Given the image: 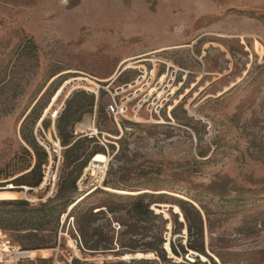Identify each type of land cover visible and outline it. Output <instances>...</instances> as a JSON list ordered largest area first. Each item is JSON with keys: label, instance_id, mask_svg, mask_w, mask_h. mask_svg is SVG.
<instances>
[{"label": "rangeland", "instance_id": "rangeland-1", "mask_svg": "<svg viewBox=\"0 0 264 264\" xmlns=\"http://www.w3.org/2000/svg\"><path fill=\"white\" fill-rule=\"evenodd\" d=\"M125 60L135 68L124 70ZM121 70L124 73L116 78ZM138 75L144 77L138 90L147 81L148 91L162 83L169 86L171 96L166 105H155L161 110L159 116L153 114V121L146 116L147 105L132 112L133 102L126 117L136 122H115L105 110L117 92L113 89ZM67 81L62 95L50 105ZM107 86L110 95L101 90L96 102L92 91ZM36 103L48 104L42 117L47 129L37 124L33 132L48 154V165L42 167V184L29 191L11 184L36 162L33 153L23 151L21 128ZM92 103L91 113L86 108L88 113L74 125L78 134L73 135L94 138L97 143L85 142L83 150L90 153L99 145L106 160L91 172L86 170L91 159L76 190L57 201L64 212L57 231L59 247L33 251L32 259L162 264L153 254L143 260L137 259L139 254L120 258L113 253L90 254L70 243L77 232L85 247L80 231L84 221L87 247L88 233L94 231L112 239L113 252L121 242H150L156 221L139 224L145 229L139 230L146 236L143 240L128 235L125 226L133 223L127 215L130 198L147 193L160 202L151 209L160 210L166 221L165 244L186 249L197 237V222L191 221L189 231L188 223L174 211L176 200H181L201 212L202 239L215 264H264V0H0V192L16 191L15 200L31 207L53 199L61 178H73L76 168L63 165L65 148L56 134V121L64 115V105ZM86 119L93 122V134L78 128ZM104 180L135 194L108 192ZM97 188L72 212L66 207V200L76 204ZM157 205L173 209L163 212ZM19 211L0 204V226L7 229L9 240L27 250ZM95 241L93 237L90 244ZM164 251L171 264H194L192 254L198 255L190 251L182 258L174 257L169 247Z\"/></svg>", "mask_w": 264, "mask_h": 264}, {"label": "trees", "instance_id": "trees-1", "mask_svg": "<svg viewBox=\"0 0 264 264\" xmlns=\"http://www.w3.org/2000/svg\"><path fill=\"white\" fill-rule=\"evenodd\" d=\"M83 95V94H81ZM93 103L91 105H64V115H61L59 119L56 121V134L60 140L61 147L65 148L63 152V165L67 168L69 167H76L75 168V175L73 178L67 179L65 177L61 178L59 189L56 194V196L53 199H48L44 203H39L36 206L31 207L29 203L22 201V200H15L11 203H7L6 201L0 202L2 205H12L17 210H20L23 214V220L21 221V225L24 226L22 232L26 235H23V239L26 241L28 245L27 250L31 251H37V250H49L58 248V226L60 217L64 212H61L58 209V205L56 204L58 200L63 199V196L68 191H75L76 190V183L79 180V178L82 175L83 170L87 167L90 160L96 155V154H103L105 155V150L103 147H99V145H96L98 147H95L94 151L88 152V148H85L83 150V144L85 142L88 143H97L94 138H88L84 137L83 139L79 138L75 140L74 137V125L82 118L84 113H88V109L90 108V113L93 109ZM48 107L47 105H36L33 106V108L30 110L29 114L25 117L23 120V123L21 125L22 128V140L24 141L26 148H23V151L26 155L31 156V153H33L36 162L31 167L29 166L27 169V173L18 176L12 181L11 185L14 186H22L24 188H38L44 178V172L42 167L48 165V154L47 152L37 144V142L34 139L33 132L35 129V126L37 124L42 125L44 129H47L48 123L46 119L42 120L43 111ZM39 111V112H38ZM38 112V113H37ZM175 111L172 112V117L174 119H177ZM34 116V117H33ZM33 117V118H32ZM31 121V123H30ZM41 121V123H40ZM30 125L28 133L25 134L24 130L27 128V126ZM108 148L114 149L112 145H109ZM81 151V152H80ZM116 156V155H115ZM114 156V158H115ZM103 187L104 188H110L113 190H119L117 189L116 185L114 183H110L109 181L104 180L103 181ZM22 189V188H21ZM29 190V189H28ZM98 190L95 189L93 192L88 194H94ZM123 191V190H122ZM14 193L16 191H13ZM90 195V196H91ZM123 196V195H121ZM155 195L147 194V193H141L137 195H133L132 198H130L129 202V209L127 211L128 217L132 220L133 223H130L128 225H125L128 229L127 234L133 236L140 235L141 240L146 238L144 233L139 232V230L144 231V227H141L139 224H144L146 222H149L150 220L156 221L157 228L156 233L151 237L150 242H143L140 241L138 243H134L132 245L131 243L121 242L119 245V250L116 252H113V248H111L112 239L104 238L102 235H100L99 232L94 231L91 235L88 233V247L87 243L85 242V228L84 224L80 227L81 235L84 240V245L82 244V240L78 233L74 232V236H71V238H76V234L79 237L80 244L78 245V249L88 250L90 254H97V253H113L116 254L118 257L122 258L126 255H130L134 257L137 254H141L142 256H146L148 254H153L156 256L157 260L162 264H171L170 259L167 257L165 251H164V244L165 240L163 239V233L164 228L166 225V221H164L161 217V214H156L154 210L151 209L152 205L160 204L159 200H156ZM87 197V196H86ZM66 207H72L71 212L77 207L78 203L75 204L73 202H70L66 200L65 202ZM177 207L179 208L182 216L183 221L188 223L189 228L188 230L191 231L192 226L191 221L195 220L197 222L196 225V233L197 237L194 239L185 249L182 245H179L178 247H175L172 243H169V250L170 253L174 257H187L189 252L192 251L198 256H204L211 262V264H215L213 259L206 253L205 245L202 239V226H201V212L198 211L196 206H192L191 204L176 200ZM109 214H113L114 211L111 209L108 211ZM205 216L208 218V214L205 211ZM91 217L90 213H88V219ZM3 220L2 215H0V221ZM90 224L88 220V225ZM175 224H178L175 222ZM0 230L5 232L7 229L0 226ZM6 233V232H5ZM93 237L97 238V241L90 244V241ZM103 247H101V245ZM21 249V248H20ZM25 249H22V251H27ZM195 259L194 264H207V262L199 261V257H194ZM143 260V259H138ZM25 261H34L38 264H54V257L51 256V258H47V256L41 257V259H37L35 261L34 259H26L24 261H21L19 264L25 262Z\"/></svg>", "mask_w": 264, "mask_h": 264}, {"label": "built area", "instance_id": "built-area-1", "mask_svg": "<svg viewBox=\"0 0 264 264\" xmlns=\"http://www.w3.org/2000/svg\"><path fill=\"white\" fill-rule=\"evenodd\" d=\"M142 70L143 72H145L144 69ZM123 73L124 71L121 70L117 74L116 78H118ZM143 80H144V77L138 75L136 78L130 80L127 84L122 85V86H126V85L132 86L131 89H127L125 91H123L122 88L120 87L113 89V90H117V92H115L114 96H112V101L106 105L105 110H106V113L110 117H112L115 122L121 121L122 119H127L129 120V122H136L135 120H131L126 117V114L128 112V105L132 104L133 102H136L135 104H133L136 106H134L132 109L133 110L132 112H134L135 114L138 113V111L143 107V105H147L148 107L146 110L147 112L146 116L150 117L151 120L154 119L153 114L154 116H159L161 107L156 108L155 105H166L168 98L171 96L168 91L169 86L167 85L163 86L162 83H159L157 84V88L156 87L150 88L151 91H148L149 84H147L148 83L147 81V83L143 85V88L138 90L137 88L139 85L143 83ZM149 80H152V79H149ZM128 84H131V85H128ZM108 88L109 86H107V89L103 87H98L96 91L97 93L95 92V95L98 96L101 90H105L110 95ZM132 90H134L133 93H131ZM157 90H159V92H157ZM118 94H121V95L127 94V95L126 97L120 100H115L114 98L117 97ZM139 97H143V98L138 99ZM72 239H73L72 240L73 244L76 247H78V245L80 244L78 235L76 234V238H72ZM26 259H31L29 252L22 251L20 247H18L11 240H9L5 232L0 230V264H19L21 261H24ZM54 264H59V263H56L54 261Z\"/></svg>", "mask_w": 264, "mask_h": 264}, {"label": "bare ground", "instance_id": "bare-ground-1", "mask_svg": "<svg viewBox=\"0 0 264 264\" xmlns=\"http://www.w3.org/2000/svg\"><path fill=\"white\" fill-rule=\"evenodd\" d=\"M143 57V56H142ZM128 62H129V60H125V61H123L122 62V65H124L125 67H124V70L125 69H134L135 67H133V66H131V63L130 64H128ZM133 64V63H132ZM144 69V68H143ZM123 70V71H124ZM79 80H81V81H83V82H88L89 84H92L93 82H91L90 80H88V79H82V78H79ZM159 84V83H158ZM132 88V86H127L126 85V87L125 86H123L122 87V90L123 91H125V90H127V89H131ZM81 129L82 130H84V129H89V130H92V125L89 123V121L87 122V124H85V125H83V126H81ZM95 134V133H94ZM105 160H106V156L105 155H103V154H96L93 158H92V161H91V163H90V166L86 169L87 171H91V172H93V170L95 169V168H97L98 167V165L97 164H103L104 162H105ZM45 182L47 183L48 181L45 179V181H44V184H45ZM104 190H106V191H108V192H111V193H115V194H135V193H129V192H126V191H120V190H113V189H110V188H103ZM26 190H28V189H26ZM92 191H90V192H88L87 194H85L84 196H82V197H80L77 201H76V204L77 203H79L80 201H82V200H84V198L86 197V195H88L89 193H91ZM15 199H18V195L16 194V193H14V192H0V201H11V200H15ZM173 208H174V211L177 213V214H180V216L181 217H183L182 216V214H181V212H180V210H179V208L177 207V206H173ZM155 211L157 212V213H159L160 212V210H156L155 209ZM163 212H165V211H163ZM166 215V214H165ZM70 243H71V245H74L71 241H70ZM169 247V245L168 244H165V249H167ZM33 251L32 252H29V255H30V257H31V259L32 258H34L33 256ZM191 253H193V252H191ZM143 256L142 255H138L137 256V259H141ZM148 257L150 258V255H148ZM127 259L129 258V257H126ZM200 258H201V260L203 261V262H206L207 261V258H205L204 256H200Z\"/></svg>", "mask_w": 264, "mask_h": 264}, {"label": "crops", "instance_id": "crops-1", "mask_svg": "<svg viewBox=\"0 0 264 264\" xmlns=\"http://www.w3.org/2000/svg\"><path fill=\"white\" fill-rule=\"evenodd\" d=\"M116 76V75H115ZM57 77V76H56ZM55 77V78H56ZM55 78H52V80L53 79H55ZM110 79V78H109ZM108 79V80H109ZM107 80V81H108ZM114 80V79H113ZM68 83H69V81H67V82H65L59 89H57V91L55 92V96L53 97V98H51V100H52V102H51V104L50 105H53L54 106V104L57 102V100L59 99V97L62 95V93H63V90H64V88L66 87V86H68ZM92 92H94V93H92L93 94V96L95 97V100H96V102L98 101V99H99V97H100V93H99V95L97 96V95H95V91H92ZM94 105V104H93ZM96 105V104H95ZM51 110V109H50ZM57 115H58V113H57ZM56 115V116H57ZM42 117H44L45 118V114L42 116ZM43 120V119H42ZM89 121V123L90 124H93V122H92V120L91 119H86V120H84V122H83V124L82 125H79L78 126V128L80 127L81 128V126H83V125H85V124H87V122ZM41 122V121H40ZM84 130H88L89 132H91L92 134H93V132L91 131V130H89V129H84ZM74 134L77 136V132H74ZM85 136H88V134L86 133L85 134ZM80 137L78 136V137H75V140H77V139H79ZM38 253V252H37ZM39 253H43V251L42 252H39Z\"/></svg>", "mask_w": 264, "mask_h": 264}, {"label": "water", "instance_id": "water-1", "mask_svg": "<svg viewBox=\"0 0 264 264\" xmlns=\"http://www.w3.org/2000/svg\"><path fill=\"white\" fill-rule=\"evenodd\" d=\"M47 114L45 113V116H46ZM50 158H51V156H50ZM46 184H48V183H46ZM32 189H29V191H31ZM42 190V189H41ZM157 208H162L163 209V211H166V210H168L169 208H171V209H173L172 207H167V206H164V207H161V206H159V205H157L156 206ZM156 213V212H155ZM156 214H162V212H160V213H156ZM175 214V213H174ZM192 256H194V257H199L200 258V256H198V255H195V254H192ZM210 256V255H209ZM211 257V256H210Z\"/></svg>", "mask_w": 264, "mask_h": 264}]
</instances>
